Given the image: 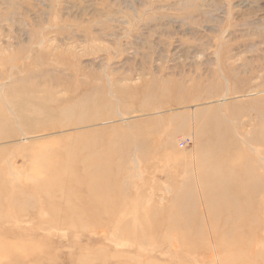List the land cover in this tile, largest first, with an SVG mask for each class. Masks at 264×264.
Returning a JSON list of instances; mask_svg holds the SVG:
<instances>
[{
	"label": "rangeland",
	"instance_id": "obj_1",
	"mask_svg": "<svg viewBox=\"0 0 264 264\" xmlns=\"http://www.w3.org/2000/svg\"><path fill=\"white\" fill-rule=\"evenodd\" d=\"M223 261L264 264V0H0V264Z\"/></svg>",
	"mask_w": 264,
	"mask_h": 264
},
{
	"label": "bare ground",
	"instance_id": "obj_2",
	"mask_svg": "<svg viewBox=\"0 0 264 264\" xmlns=\"http://www.w3.org/2000/svg\"><path fill=\"white\" fill-rule=\"evenodd\" d=\"M214 230V232L216 233V231H215V229H213ZM225 248V247H227V248H229V249H233V245L232 244H226V243H224V242H222V241H219V240H217L216 242H215V248L218 250H220V249H222V248ZM248 248H250V247H247L246 248V250L248 249ZM233 255V254H232ZM231 255V256H232ZM233 257V256H232ZM253 259V258H252ZM236 261V260H235ZM225 263V261H223V264ZM242 263V262H241Z\"/></svg>",
	"mask_w": 264,
	"mask_h": 264
},
{
	"label": "built area",
	"instance_id": "obj_3",
	"mask_svg": "<svg viewBox=\"0 0 264 264\" xmlns=\"http://www.w3.org/2000/svg\"><path fill=\"white\" fill-rule=\"evenodd\" d=\"M185 143H186V142H181V143H180V147L183 148V147L185 146Z\"/></svg>",
	"mask_w": 264,
	"mask_h": 264
}]
</instances>
